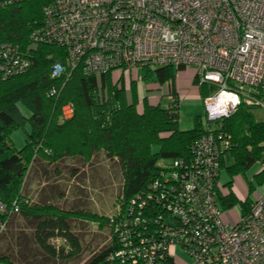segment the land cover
<instances>
[{"label":"built area","instance_id":"1","mask_svg":"<svg viewBox=\"0 0 264 264\" xmlns=\"http://www.w3.org/2000/svg\"><path fill=\"white\" fill-rule=\"evenodd\" d=\"M32 38L64 49L53 77L77 67L99 76L192 64L199 84L214 88L203 97L204 130L192 158L165 164L150 189L132 200L115 226L119 244L111 261L264 264V192L234 221L226 218L216 184L231 142L214 128L240 104L264 107V0H48L43 26ZM28 66L17 45L0 44V77ZM62 109L63 118L74 114L72 103ZM7 212L0 202V214ZM6 224L0 222V231Z\"/></svg>","mask_w":264,"mask_h":264},{"label":"trees","instance_id":"2","mask_svg":"<svg viewBox=\"0 0 264 264\" xmlns=\"http://www.w3.org/2000/svg\"><path fill=\"white\" fill-rule=\"evenodd\" d=\"M47 1L4 4V0H0V44L17 45L29 59L26 71L0 77V202L8 210L0 214V222L9 223L16 214L31 220L36 243L52 258L62 260L77 258L83 251L80 238L72 231L73 220L93 222L100 228L108 226L109 244L93 253L84 264H117L109 259V254L119 244L115 232L117 222L123 214L128 216L132 200L150 189L160 172L167 170L165 164L192 158V146L204 130L203 120L199 117L194 128L179 127L180 101L175 87L176 70L172 65L141 68L143 80L168 82L172 99L163 107L145 98L142 111L137 108L136 85L132 84L133 98L129 101L121 78L113 83L111 72L89 76L77 67L70 75L62 73L53 77V64L57 58L64 57V49L32 38L33 32L43 26V6ZM184 67L181 65L178 69ZM194 83L200 85L197 74ZM200 88L202 97L210 93L208 84ZM67 103L73 104L74 114L66 119L62 108ZM20 106L30 111L28 117ZM255 108L240 104L233 114L214 126L216 132L230 136L227 152L233 157V164L225 166L231 178L224 184L228 192L221 191L219 179L216 184L217 198L224 210L235 206L242 211L249 209L252 199L250 196L239 198L232 188L233 177L245 175L258 161L264 165V120L255 118ZM26 124L30 125L27 141L18 149L11 134ZM100 151L116 160L123 173L115 214L107 216L32 202L24 193L29 169L37 159L56 163L65 157L78 156L89 161ZM253 178L248 184L249 193L264 184V168ZM56 237L63 238L70 248H56L51 243ZM0 261L18 264L3 253H0Z\"/></svg>","mask_w":264,"mask_h":264},{"label":"rangeland","instance_id":"3","mask_svg":"<svg viewBox=\"0 0 264 264\" xmlns=\"http://www.w3.org/2000/svg\"><path fill=\"white\" fill-rule=\"evenodd\" d=\"M176 70L178 85L181 87L179 112V127L181 129L194 128L198 118L205 121V109L200 85L194 83L197 72L195 65L189 64ZM120 69L111 72L112 79L120 74ZM126 73H128L126 71ZM133 78L141 77V68L131 71ZM147 89L154 85L162 86L157 81L147 80L143 84ZM211 88H214L208 84ZM166 102V97H164ZM27 109V108H26ZM28 110V109H27ZM258 121L264 120V107L253 109ZM163 163V162H162ZM226 172H222L219 187L223 193L228 191L224 186ZM258 173V172H256ZM254 172H247V183L254 177ZM123 173L116 160L109 159L104 151H100L85 161L78 156L65 157L56 163L37 159L30 167L24 185V193L32 202L52 203L63 209H82L97 212L102 215H113L118 210V198L123 186ZM245 178L236 179V194L244 198L247 189ZM254 179V178H253ZM254 195L264 192V184L256 186ZM239 206L225 210L229 221H234ZM72 231L78 235L82 244V254L74 259L62 260L49 256L34 239V224L31 220L16 214L0 233V253L8 254L18 264H84L96 251L109 244L110 230L108 226L100 228L93 222L73 220ZM56 248L70 247L61 237L51 239Z\"/></svg>","mask_w":264,"mask_h":264},{"label":"crops","instance_id":"4","mask_svg":"<svg viewBox=\"0 0 264 264\" xmlns=\"http://www.w3.org/2000/svg\"><path fill=\"white\" fill-rule=\"evenodd\" d=\"M120 78H121V81H120ZM177 78V76H176ZM113 80V83L115 82H122V84L125 86L126 88V94H127V98L129 101L132 100L133 98V93H132V84L134 83L136 85V93H137V98H138V103H137V108L139 111H142L143 110V107H144V99L146 98L148 100L149 103L153 104V105H157V104H160L161 106L163 107H167L170 102H171V88H170V84L168 82H165V83H162V86H158V85H154V87L150 88V89H147L143 84H144V81H147V80H143L142 77H139V78H133L131 76V72L129 73H126V72H122L120 71V74L115 78V79H112ZM160 84V83H159ZM180 84L178 85V80L175 79V87H176V91L178 93V97H179V101L181 102V99H180V88L179 87ZM164 97H166V102L164 101ZM20 109L22 111V113L25 115V116H29L30 115V111L27 110L25 107L23 106H20ZM28 131H30V125L29 124H26V126L24 128H20L18 130H15L12 134H11V138L15 144V146L20 149L22 148L26 141H27V133ZM223 165L221 166V174L222 172H226L225 173V181H224V184L226 182H228L231 178L230 176L228 175L227 172H229L227 170V167L225 166H230L233 164V157L229 156V154L223 159ZM264 168V165L262 162L258 161L256 162L255 164H253L249 170L247 172H260L262 169ZM221 174H220V177H221ZM246 175V174H245ZM243 175V174H238L236 176L233 177V181H232V188L235 190L236 188V179L240 176V177H244L246 179V186H247V189L244 193V198L245 199L247 196H250V198L253 196L252 193H249V186H248V183H247V178L246 176ZM219 177V179H220ZM245 179L243 181H245ZM253 179V178H252ZM251 179V180H252ZM225 186V185H224ZM228 192V191H227ZM226 192V193H227ZM239 209H241L240 207H238ZM232 209V208H230ZM239 210H237V213H238Z\"/></svg>","mask_w":264,"mask_h":264}]
</instances>
